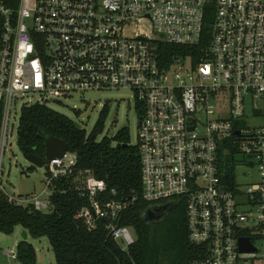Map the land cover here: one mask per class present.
<instances>
[{"label":"built area","instance_id":"obj_1","mask_svg":"<svg viewBox=\"0 0 264 264\" xmlns=\"http://www.w3.org/2000/svg\"><path fill=\"white\" fill-rule=\"evenodd\" d=\"M207 24L211 39L196 62L190 53L163 64L159 41L200 46ZM0 29V171L19 96L29 98L23 108L87 90L132 89L136 106L145 107L143 198L163 216L185 205L188 238L203 249L191 264H264V122L246 120L264 119V0H0ZM228 156L233 188L219 170ZM78 159L68 150L51 160L41 193L16 196L1 182L0 193L48 212L53 181L74 174ZM237 164L249 181L238 180ZM81 174L87 204L75 218L89 230L104 222L128 252L137 236L120 218L130 202L108 198L116 190L91 171ZM241 238L254 249L243 250ZM5 253L21 264L18 250Z\"/></svg>","mask_w":264,"mask_h":264},{"label":"trees","instance_id":"obj_2","mask_svg":"<svg viewBox=\"0 0 264 264\" xmlns=\"http://www.w3.org/2000/svg\"><path fill=\"white\" fill-rule=\"evenodd\" d=\"M211 33V24H207L203 43L193 48L159 41V57L163 64H168L179 56L192 53L196 62L197 54L199 57L202 49L209 45ZM136 109L141 118L144 105L139 104ZM108 111V104H105L93 130L88 133L69 116L47 104L22 108L17 129L20 150L45 159L46 138L56 136L69 144L70 151L77 152L78 165L70 177L53 181L52 209L48 212L11 203L7 194L1 192L0 231L10 233L17 225H22L35 237L47 236L57 264H130L131 260L137 264H191L203 254V249L188 238L185 205L174 206L160 219H146L152 204L143 198L140 150L138 144L131 143L129 128H122L113 137L99 139ZM3 118L4 107L0 104V139ZM231 161V156L225 157L219 170L221 178L233 188L235 166ZM86 171L105 180L109 193L116 190L117 194H108V198L130 202L120 218V225L133 227L137 235L128 252L110 237L104 222H99L95 230H89L75 218L77 211L87 204V199L77 188L81 173ZM18 252L21 264H36L32 244L21 241Z\"/></svg>","mask_w":264,"mask_h":264},{"label":"rangeland","instance_id":"obj_3","mask_svg":"<svg viewBox=\"0 0 264 264\" xmlns=\"http://www.w3.org/2000/svg\"><path fill=\"white\" fill-rule=\"evenodd\" d=\"M149 31V27L145 28ZM29 101L28 97L19 96L11 108L9 120V145L2 159L0 171L1 190H11L16 196H30L41 193L47 186L48 166H37L27 160L17 144V129L21 117L22 106ZM108 104V114L105 127L99 139L104 136L113 137L119 130L128 127L131 143L138 144L140 117L136 109L134 91L132 89H102L87 90L73 94L69 99L51 101L49 106L73 119L76 124L90 133L104 105ZM250 125L262 124L264 119L246 118ZM241 159L239 155L236 156ZM232 163V161H231ZM238 180L249 181L245 176L248 169L237 164ZM26 231V241L33 245L36 252V264H57L55 254L47 236L35 237L22 225H17L10 233L0 231V264H12L16 260L5 251H17L23 232ZM134 237L136 232L131 230Z\"/></svg>","mask_w":264,"mask_h":264},{"label":"water","instance_id":"obj_4","mask_svg":"<svg viewBox=\"0 0 264 264\" xmlns=\"http://www.w3.org/2000/svg\"><path fill=\"white\" fill-rule=\"evenodd\" d=\"M239 133V131H237ZM69 150V144L56 137V136H48L46 138V158L34 155V154H25L24 156L27 160L32 162L34 165L37 166H44L47 165L51 160L57 157H63L65 153ZM8 192H11L8 189ZM146 219L148 220H156L163 217L161 213H159V209L149 208L145 215ZM24 240L27 238L26 231L23 232ZM241 248L243 250H252L254 247L250 244V240L248 238H241Z\"/></svg>","mask_w":264,"mask_h":264}]
</instances>
